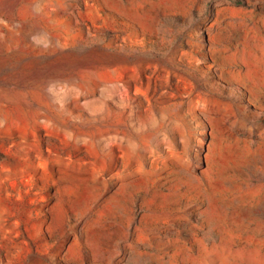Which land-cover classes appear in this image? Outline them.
Instances as JSON below:
<instances>
[{
    "label": "rangeland",
    "instance_id": "1",
    "mask_svg": "<svg viewBox=\"0 0 264 264\" xmlns=\"http://www.w3.org/2000/svg\"><path fill=\"white\" fill-rule=\"evenodd\" d=\"M0 264H264V0H0Z\"/></svg>",
    "mask_w": 264,
    "mask_h": 264
}]
</instances>
